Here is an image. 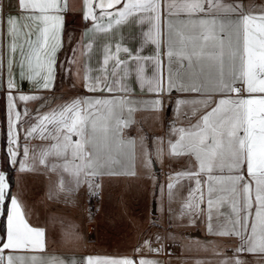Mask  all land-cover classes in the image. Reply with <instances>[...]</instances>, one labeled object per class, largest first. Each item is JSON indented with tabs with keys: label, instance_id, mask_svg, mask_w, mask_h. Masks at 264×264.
I'll return each mask as SVG.
<instances>
[{
	"label": "snow or ice",
	"instance_id": "snow-or-ice-1",
	"mask_svg": "<svg viewBox=\"0 0 264 264\" xmlns=\"http://www.w3.org/2000/svg\"><path fill=\"white\" fill-rule=\"evenodd\" d=\"M16 5L15 14L0 17L9 57L6 77L0 78L8 109L7 162L21 172L54 173L49 198L74 194L85 184L98 187L96 178L113 174L104 169L122 163L124 149L135 155L136 141L125 130L141 105L131 98L129 81L151 94L143 107L157 111L166 96L180 93L183 98L174 103L185 126L174 123L166 143L153 142L157 156L189 162L168 177L167 194L171 198L189 181L181 218L189 224L204 220L210 235L237 240L233 255L219 264H250L243 254L264 264V9L254 14L243 0H83V19L93 34L138 24V47L126 46L122 37L102 47L97 68L83 65L86 91L120 92L119 99L74 98L53 106L39 93L50 91L55 78L66 4L16 0ZM92 47L93 42L82 45V56H90ZM17 68L18 79L32 86L28 93L19 86ZM28 102L40 106L29 111ZM34 140L41 143L31 144ZM113 145L119 148L115 156ZM141 147L147 162L152 147L143 138ZM0 215L6 216V229L0 224V264H159L137 259L145 248L160 251L151 242L159 235L146 237L132 257L37 255L47 249L46 230L30 225L4 171Z\"/></svg>",
	"mask_w": 264,
	"mask_h": 264
},
{
	"label": "crops",
	"instance_id": "crops-1",
	"mask_svg": "<svg viewBox=\"0 0 264 264\" xmlns=\"http://www.w3.org/2000/svg\"><path fill=\"white\" fill-rule=\"evenodd\" d=\"M66 4L67 11L64 15V27L61 33L63 45L62 48L57 53L58 66L56 68L55 78L52 82L51 90H44L39 93L40 96L45 97V104L56 105L60 103L68 102L74 98H109L112 96L122 94L120 92L114 93H101V92H88L83 87V77L81 76L82 71H84L83 63L81 62L79 55L77 54L80 70L76 73L69 74L67 70L64 71L62 78L59 76L60 70V55L65 47L67 40V32L72 30L73 24L68 23V14L71 17L80 18L83 17V0H64ZM245 7L252 11L254 14H259L261 9H264V0H243ZM17 12L16 0H0V17H4L7 14H15ZM90 25L84 28V32L87 36L86 43L96 42L98 36H103V34H93L90 31ZM140 31V25L129 23L119 29L116 33H109L105 36L103 41L107 43H114V41H119L123 37L126 46L130 48L138 47L136 36ZM91 35V36H90ZM101 40V41H102ZM7 40L4 35L3 25L0 24V78L6 77L7 68V56L6 51ZM78 50H80L78 46ZM91 51V50H90ZM92 52V51H91ZM79 53V51H78ZM93 54L95 49H93ZM145 54H149L148 50H145ZM95 55V54H94ZM97 61L91 64V68H97ZM62 70V69H61ZM63 71V70H62ZM19 68L16 69L17 81L20 88L28 93L31 90V84L27 81H20L18 79ZM96 73L93 72V75ZM81 76V77H80ZM130 87L134 88L132 94L136 92H141L143 96L147 98H152L151 94L142 90L137 84L129 81ZM181 97L180 93L174 92L170 96H166L164 100L165 119L171 118L169 124V133L163 132L162 141L165 142L173 135L171 129L173 124L175 126L181 127L185 126L183 118L178 117L175 100ZM170 101V103L168 102ZM145 102H141L139 107L141 110L148 111L150 108L143 107ZM169 103V104H168ZM0 171H4L6 179L8 181V173L6 170V163L12 169V183L10 185V191L12 195L19 198L22 208L25 212L26 218L30 225L35 227H40L46 230V240L47 249L44 253H37V255H42L45 258L49 256H60V257H110V258H120V257H132L134 255V249L137 246H143L141 242L146 237H155L159 235L160 240L154 242H159L160 253H150L145 250L137 257V259L144 257L150 260L159 261V264H201V260L198 257H207L208 264H214V258H218L220 255H233L226 252L229 248L233 249L237 246V240L235 238H221L217 236L210 235L207 230V225L204 220H199L195 224H189L186 218H181L180 213L182 209V200L187 196V191L189 187V181L183 180L181 186L174 189V195L169 198L167 194L166 183L168 177L176 172H180L183 169L189 167V162L187 158H170L166 154L161 156V165L156 163L159 172H162L163 177V189H162V224H158V229L154 230L151 235L144 233L142 236L133 237L130 221H128L126 212H123L121 216L126 222L120 221L122 225L119 233H115L113 229H108L107 231L114 232L115 237H110L105 234L106 230L101 229L102 226L95 221V217H99V208L93 207L91 210L88 209L89 205H86L84 200L91 198L94 194L95 189H87L85 191V198L82 200V205L78 202L77 195L78 191L84 187L82 185L74 194L66 195L61 194L59 197L53 196L49 198V191L54 187L57 177L54 173H50L43 168H37L34 171H19L18 166L12 165L7 162V149H8V109H7V99L6 93L0 89ZM28 109L32 111L40 106L39 102H28ZM23 109L21 108V111ZM126 112V111H125ZM127 113V112H126ZM27 119V118H25ZM165 120V122H166ZM21 137L25 135L23 132V125H21L20 131ZM21 145L24 140H20ZM31 144H40L39 140H34L30 142ZM154 168L153 171L154 172ZM105 171V170H104ZM106 173L110 171H105ZM158 172V173H159ZM107 175V174H105ZM9 183V181H8ZM194 186V184H193ZM89 188V187H88ZM205 210L207 209V204L201 205ZM77 210L80 207L81 215L80 218H75L71 210ZM120 208V206H119ZM1 217V215H0ZM111 217V216H110ZM115 224V221H111ZM115 226V225H114ZM105 227V226H104ZM116 227V226H115ZM174 228H178L181 231L179 237L186 238L188 236L198 235L204 243L209 244L206 250L201 252H196L193 250H182V243L178 239L166 240L169 235L168 232H175ZM5 229H6V216H5ZM181 229V230H180ZM166 231V232H165ZM168 231V232H167ZM188 232V234H186ZM1 235V234H0ZM166 240V241H165ZM168 243L169 252H167V246L164 243ZM219 242V244H218ZM226 243L220 246V243ZM232 242L233 244H227ZM157 244V243H156ZM154 243V245L156 246ZM165 245V246H164ZM219 247H223L218 249ZM224 250V251H223ZM246 256H252L250 254H243ZM253 257V256H252ZM194 258V259H191ZM212 259V260H210ZM219 264V259H216Z\"/></svg>",
	"mask_w": 264,
	"mask_h": 264
},
{
	"label": "rangeland",
	"instance_id": "rangeland-1",
	"mask_svg": "<svg viewBox=\"0 0 264 264\" xmlns=\"http://www.w3.org/2000/svg\"><path fill=\"white\" fill-rule=\"evenodd\" d=\"M68 23H72L73 26L72 30L67 32L65 47L60 55V70L58 73L60 78H62L66 70L69 74L76 73L77 70H80L79 68H81V66L78 67L79 65L77 64V54L83 65L87 63L91 66L93 59L97 62L102 61V47L107 43V41L102 40L107 36H98L91 49L92 52L93 49H95V55L90 51V56H82V45L87 42L84 28L89 25L91 27V23L90 21H85L83 17L74 19L70 14H68ZM78 46L80 50H78ZM72 49L76 51L73 52ZM69 61L73 62L69 63ZM81 71L82 73L80 74H82L81 76L83 77L84 71ZM121 95L122 94L115 95L112 96V98L119 99ZM131 98L139 104L141 102H148L152 99L143 96L141 92L131 93ZM168 102L170 103V101ZM116 113L118 115L120 114L119 107L116 108ZM124 115L127 116V113L124 112ZM131 118L134 122L125 130V135L136 141L135 155L133 156L128 149H124L123 154L119 157L122 163L112 164L104 169L113 174L102 175L96 178L94 183L97 184L98 187H94L95 192L91 195V198L89 199L87 195V200H84L85 191L87 189H92L88 188L87 185L78 191L76 198L81 205L82 200H84L85 204L89 205V210L93 207L99 208L100 216L94 219L96 223L102 226L100 230L105 228V234L110 237H115L114 234L120 232L122 229L120 227L122 225L126 226L124 223L120 225L121 220L126 222L123 217H119L123 212H126L127 219L130 221L133 237L142 236L144 233L151 235L155 229L156 231L160 229L157 225L162 224L161 205L162 189L164 186L163 177L162 172H159V170H154V172H152L154 168L153 160L161 165V156L156 155L155 144L153 142H161L163 132L166 134L169 133L171 118H168V120L165 119V110L163 109L157 111L150 108L148 111H145L141 110L139 107L132 113ZM141 138H143V143L145 145L152 147V155L147 162H145L146 158L141 147ZM118 151V146L113 145V156L117 155ZM73 209H75V207ZM80 209L81 208L78 207L77 210H71L73 216L77 219L80 218L81 215ZM111 221H115V224ZM108 229H113L115 233L107 231ZM174 230L175 232L173 233L167 231L169 235L166 237V240H180L183 251L193 250L201 252L210 247L209 244L211 243H204L202 238L198 235L181 238L179 237L181 231H178V228H174ZM229 243L235 245L232 242H228L227 244ZM164 244H166L169 250L168 243L165 242ZM223 244L226 243L222 242L220 246ZM221 248L223 247H219L218 249ZM224 256L225 255H220L218 258H214V264H218L216 259H223ZM252 256L243 255V258L247 259L250 264H257L260 257L255 255ZM229 257H231V255H229ZM198 259L202 261L201 264H208L207 257H198Z\"/></svg>",
	"mask_w": 264,
	"mask_h": 264
},
{
	"label": "trees",
	"instance_id": "trees-1",
	"mask_svg": "<svg viewBox=\"0 0 264 264\" xmlns=\"http://www.w3.org/2000/svg\"><path fill=\"white\" fill-rule=\"evenodd\" d=\"M6 170H7V173H8V181H9V184L11 185L12 183V180H13V177H12V169L11 167L6 163ZM0 224L3 225V228H5V215H1L0 217ZM0 234L2 235V231H0Z\"/></svg>",
	"mask_w": 264,
	"mask_h": 264
},
{
	"label": "built area",
	"instance_id": "built-area-1",
	"mask_svg": "<svg viewBox=\"0 0 264 264\" xmlns=\"http://www.w3.org/2000/svg\"><path fill=\"white\" fill-rule=\"evenodd\" d=\"M151 242H152L153 244H154V243H155V244L157 243V244H156V247L159 248V242H154L153 240H152ZM159 249H160V248H159ZM227 251H228L229 254H233L232 251H231V248H229ZM158 253H160V251H159ZM167 253H170L168 249H167V252H166L164 255H167Z\"/></svg>",
	"mask_w": 264,
	"mask_h": 264
},
{
	"label": "water",
	"instance_id": "water-1",
	"mask_svg": "<svg viewBox=\"0 0 264 264\" xmlns=\"http://www.w3.org/2000/svg\"><path fill=\"white\" fill-rule=\"evenodd\" d=\"M153 163H154V169H155V170H157V169H158V167H157V165H156V162H155V160H153ZM186 234H188V232H186Z\"/></svg>",
	"mask_w": 264,
	"mask_h": 264
}]
</instances>
